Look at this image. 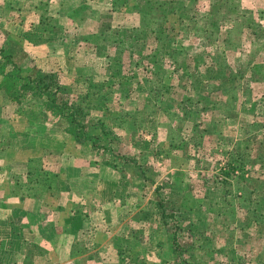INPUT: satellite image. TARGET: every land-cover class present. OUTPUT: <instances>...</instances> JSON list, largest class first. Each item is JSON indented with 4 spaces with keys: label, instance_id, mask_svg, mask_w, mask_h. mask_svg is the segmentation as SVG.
Segmentation results:
<instances>
[{
    "label": "rangeland",
    "instance_id": "374dc122",
    "mask_svg": "<svg viewBox=\"0 0 264 264\" xmlns=\"http://www.w3.org/2000/svg\"><path fill=\"white\" fill-rule=\"evenodd\" d=\"M84 1L69 0L70 4L67 2L65 6L61 4V0H0V42L6 41L5 45L14 52L16 62L28 65L30 72L36 67L38 71L57 72L60 80L70 87L75 78L82 80L86 72L90 73L93 78L90 84L82 82L86 84L87 94L92 99H97L102 92L106 93L104 106L90 111L93 118L102 120L90 129L91 133L99 135L97 144H101L100 147L92 148L88 143L77 142L66 129L67 120L51 111L43 95L28 90L23 96L14 97L0 83V132L3 130L1 142L11 149L20 144L22 151L17 152V155L22 157L24 164L28 162L27 156L38 155L41 162L45 161L49 165L50 171V167H53L55 174L62 177L65 173L62 162L74 161L79 155L80 159L85 157L90 162L99 161L107 166L116 164L118 167L110 177L115 183L117 180L118 186L115 187L120 193L118 195L127 199L134 197L133 205L135 197L149 196L150 206L157 205L158 208L161 204L158 201L154 204L152 200L161 198L168 214L166 224H161V217L156 212L151 215V220L134 219L130 225L137 230L135 241L142 242V245H138L140 250H136L132 240H122L117 250L120 261L126 264H236L235 259L226 258L222 250L215 251L211 257L212 254L206 251L198 248L190 251L188 247L183 248V245L173 253H168L170 246L167 236L175 231L181 244L190 245L200 239L202 228L192 226L191 216L194 215V210L190 194L193 191L190 192L188 180L193 175L188 168H192L194 164L199 165V183L203 178V165L211 166L209 171L213 174L220 171L219 167L226 160L225 156L217 152L216 146H222L218 140L224 145L230 143V136L229 142L221 140L223 135L231 133L227 122L231 123L236 113L234 112L235 116H226L225 111L204 109L200 113L199 106L196 108L198 114L195 118L184 116L189 101L196 100L199 93L210 94L204 88L213 79L210 77L211 80H207L205 72L209 68L217 70L221 56L231 70H236L234 81L237 84L232 90L235 97L227 109L235 111L243 103L240 115L248 118V122L252 119L256 122L251 124L257 132L250 142V148L253 149V154L264 152V125L259 120L264 119V0H128V6H124L127 0H117L114 8L117 11L113 16L112 13L99 16L97 10L99 5H104L108 0H88L90 5ZM148 4V24L141 27V11ZM218 4L221 8H216ZM225 8L228 15L224 18L220 14ZM36 12L40 16L39 30L47 32L37 33L31 28L34 26L32 23ZM74 12L77 14L76 24L72 17ZM212 17L220 24L218 30L214 29L212 33L208 31L204 36L193 34L194 25L200 33L199 24L209 27L210 24L206 21H210ZM235 23L239 28L233 27ZM111 25L113 30L106 29ZM60 31L66 33V36L62 38L61 34L52 33ZM134 31L141 37H129ZM98 32L101 33L99 36ZM216 35L220 37L218 40H214ZM98 37L103 39L99 41ZM9 39L10 43H7ZM212 53H215L214 59ZM107 65L112 72H108ZM244 67L243 73L240 69ZM1 76L2 74L0 80ZM214 79L217 81L216 75ZM103 80V85L96 82ZM124 86L128 87V91L117 88ZM211 97L217 100L216 98L221 99L224 95L221 91L214 90ZM124 115H130L139 122L137 131H127L125 125L120 124ZM171 135L176 136L175 140L179 143L176 144L177 148L169 141ZM193 135L197 137L195 141L189 139ZM185 140L188 142L184 144ZM209 147H213V150L209 151ZM174 154L178 156V167L186 168L180 175L175 170L174 179L178 175L187 180L183 185L175 184L170 195L161 197L163 191H169V186L165 183L173 181L174 169L170 165L174 162ZM110 160L113 164L109 163ZM259 165L260 161L248 167L253 169ZM90 173H93L92 169ZM242 174L246 176H241L236 170L226 185L223 182L213 184V177L207 178L208 192V187L198 185L194 189V185V191L199 194L213 197H218L219 192L222 196L226 194L225 211L207 213L211 224H228L231 228L237 223V219L242 218L243 209L239 206L242 193L239 191L244 185L243 178L249 177L251 171L246 169ZM257 175L258 172L253 174ZM57 176L51 173L48 175L55 189L60 188ZM160 183L163 187L157 194ZM262 193L264 190L260 187L258 194ZM138 200L137 207L142 203L141 198ZM124 205V202L121 203V206ZM255 218L264 222V214ZM24 222H27L26 219ZM148 225L160 228L159 238L153 232L147 233L148 229L142 233L140 229ZM211 234L214 235L217 247L229 246L227 251L242 243L239 230L234 229L231 233L221 226L220 230ZM158 239L160 243L154 247ZM0 241L3 244L5 239ZM12 241L14 240L10 243ZM260 244L257 240L250 241L254 253ZM126 246L135 250L130 253L128 248H123ZM10 248L2 249L0 245V264H10L13 259L15 261L17 254L21 259L18 260L19 264H28L29 256L26 258L22 250ZM146 248L151 251H146ZM156 250L159 256L155 254ZM133 253L139 256L134 257ZM259 264H264V261Z\"/></svg>",
    "mask_w": 264,
    "mask_h": 264
},
{
    "label": "crops",
    "instance_id": "0c3cea01",
    "mask_svg": "<svg viewBox=\"0 0 264 264\" xmlns=\"http://www.w3.org/2000/svg\"><path fill=\"white\" fill-rule=\"evenodd\" d=\"M67 2L69 0H61V4L65 6H67ZM84 2L90 5L88 0ZM128 4L127 0L124 6H128ZM115 6H117V0H108L104 5H99L97 8L99 16L106 13H112L113 16L114 12L117 11L114 9ZM75 15H77L76 12L72 16L74 21ZM39 17V13L36 12V17L32 23L34 26L31 28L37 33L47 32L39 30ZM107 28L113 30L112 25ZM52 33H59L62 38L66 36V33L61 31ZM100 34L98 32V36ZM35 35L38 37V34ZM102 39V37H98L99 41ZM242 107L243 103L236 107L235 111L233 109L225 110L226 116H235L236 113V116L231 119V123L227 122L229 124L227 128L231 133L223 135L221 140L228 141V136H230V143L224 145L219 142L222 146H216L217 152L225 157L233 151L232 149L236 148L239 140H243L245 137L248 139L252 133L256 134L257 132L251 125L255 121L252 119L248 122V118L240 115ZM259 120H262L261 125H264V119ZM2 132L3 130L0 132V240L5 239L3 244L0 241L2 249L11 247L17 251L22 250L26 258L29 256L28 264H126L118 258L117 250L122 240L128 239L132 240L136 250H140L138 245H142V242L135 241L137 230L130 223L134 219L151 220L149 213H151L152 207L156 213L159 214L160 211L157 210V205L150 206L151 199L149 196L135 197L133 205L134 197L127 199V197L118 195L117 180L115 183L110 177V174H114L116 171V167L107 166L99 161H86L85 157L80 159L79 155L74 161L62 162L65 169L64 176H57L55 169L50 167V171L49 165L45 161L41 162L42 159L38 158V155L27 156L26 161L28 160V162L24 164L22 157L17 155V152L22 151L20 144L17 147H12V149L7 145L5 146L1 142L3 139ZM243 148L242 145L241 149L243 150ZM212 150L213 147H209V151ZM249 150L253 153L252 148ZM37 154L40 153L37 151ZM177 158L178 156L174 154V162L170 165L171 169H174L172 183L183 185L187 179L178 175L182 171H186V168L178 167ZM205 159L207 160V157ZM194 166H196L195 169ZM193 167L188 168L192 171L190 174L193 175L188 180L191 187L190 192L193 191V187L196 182L198 183L199 178V165L194 164ZM91 169L92 174L90 173ZM175 170L179 171L176 179H174ZM50 173L57 176L60 188L55 189L54 183L48 177ZM254 173L255 171H251L248 176L258 178L253 176ZM259 189L260 185L256 182L254 184L255 194H258ZM240 190L242 192V189ZM219 193L218 197H226V194L222 196ZM190 195L193 197L192 193ZM139 198H141L142 203L137 207L136 203H139ZM159 199L152 201L156 204ZM123 202L125 205L121 206ZM128 208L133 210L130 211ZM144 208L147 210L145 211ZM261 215L254 213L251 216L255 218ZM25 219L27 222H24ZM146 229H148L147 233L153 232L155 237L159 238L160 228L148 225L140 230L144 234ZM10 238L14 240L12 243H10ZM158 240L154 247L160 243V239ZM123 248H128L130 253L135 250L130 246ZM148 249L146 248V251ZM149 250L151 251V249ZM155 254L159 256L157 250ZM136 256L139 254H134V257ZM18 257L19 254L15 257V261L13 259L10 264H19L21 259Z\"/></svg>",
    "mask_w": 264,
    "mask_h": 264
},
{
    "label": "trees",
    "instance_id": "16d2710c",
    "mask_svg": "<svg viewBox=\"0 0 264 264\" xmlns=\"http://www.w3.org/2000/svg\"><path fill=\"white\" fill-rule=\"evenodd\" d=\"M149 7L150 4H148L146 9H143V11H141L143 15V24L141 25V27L148 24L146 15H148L149 13ZM216 8H221V5L218 4ZM227 11L228 10L225 8L224 12H221L220 16L225 18L228 15ZM206 12L207 11H205V14ZM207 17L208 16H206V18ZM206 22L210 24L209 27H206L203 24H199L201 25L200 33H198V28L195 29L196 25H194L192 29L193 34L196 33L200 36H202L203 34L204 36V34H207L208 31L212 33L214 29L218 30V28L220 27V24L218 23L217 19H215V17H212L210 21ZM258 25L260 26L261 24ZM233 27H238V24L235 23ZM129 37L139 38L141 36L138 35L136 31H134V33H132V36ZM219 38L220 37L216 35L214 40H218ZM5 42H0V74H2L0 83L3 84L4 87L14 95V97L23 96L28 90H31V92L36 91L39 94L43 95L46 99L45 103L49 108H51V111L61 118L67 120L68 126L66 127V129L73 134V137L77 142L85 144L88 143L89 146H92V148L100 147L99 145L101 144H97L99 135L91 133L90 129L91 127L96 126L98 123L102 122V120L99 118H93L90 111L92 108H102L104 106L106 93L102 92L97 99H92L87 94L85 85L90 84L91 79H93L92 76H90V73L86 72L85 75L83 73L84 77L82 80L75 78L72 81L70 87L66 82H62L60 80L57 72H45L41 69L38 71L37 67L34 68L33 72H30V67L28 65L17 63L13 58L14 52L11 48L6 47ZM7 43H10V39L7 41ZM215 57V53H212V59H214ZM221 58V60H218V65L216 67L217 70L213 71V68H209L205 72L207 80L213 79V81H211V84L207 85L205 88L203 86L205 91L210 92V94L202 92L197 95L198 98L196 100L192 102L189 101L187 103V107H185L184 110L185 117L195 118L196 114H198L196 108L199 106L201 107L199 111L201 113L203 112V109L205 111L211 110L213 112H223L232 105L233 97H235V94L232 90L237 84L234 81L236 70H231L223 56H221ZM182 66L183 64H181V68ZM5 67L7 69H5ZM245 68L246 67L241 68V72L245 71ZM107 70L108 72H112L111 67L108 65ZM112 74L113 73H110V75ZM213 75L217 76V81H215ZM152 81L153 78L149 81L150 84L152 83ZM82 82H86V84H83ZM96 82H98V84L100 85L104 84V80ZM79 85H84V87H79ZM117 88H119L120 91H128V87L126 88V86ZM201 88L202 86L200 87V89ZM214 90L221 91V94H223L224 97H222L221 99L216 98L217 100L213 99L211 96ZM162 101L166 100H161V102ZM215 118L216 117H214L213 119L218 121V119ZM101 124L104 125V123ZM120 124H124L126 130L131 132L137 131L139 127V122L134 120L130 115H124L123 120L120 121ZM255 136V133H252L251 136L248 137V139L247 137H245L243 140H239L237 142L236 148L232 149L233 151H231L229 155L225 157V163L224 165L219 167L220 171H218L217 173H210L209 170L212 169V167H208L206 166V164L203 165V178H201L199 180V183H196V186L194 187L195 189L198 185H204L208 187V192L209 179L207 180V178L209 177H213V179L211 180L213 184L223 182L226 185L230 181V177L232 175H235L236 170L240 172L241 176L244 174H242V171L245 172L246 169L249 171L258 172V178H243L244 185L242 188V192L240 191L242 195L239 203L240 209H243L242 218L237 219V223H235L231 228L228 227V224H211L208 218L209 214L207 213L210 211L224 212L227 208L225 197H213L209 195L199 194L193 189V197H191V202L193 203L194 215L191 216V220L192 226H199L202 228L200 239L193 245H190L189 243L181 244V242L177 239V232L173 230L174 232L167 236L170 246V250L168 251V253H173L177 248L185 245L183 246V248L188 247L189 249H191L190 251L198 248L200 251H206L207 253L212 254L211 257L214 255L215 251L222 250V254L226 258H234L236 264H259L260 262L264 261V222L251 216L254 213L264 214V194H255L254 192V184L256 182H258L260 187L264 189V152L253 154L249 150L250 142ZM196 138V135L189 137V139L193 141H195ZM175 139L176 136L171 135L169 141L171 143H174V147L177 148L176 144L178 145L179 143H177L178 141L176 142ZM187 142L188 141L185 140L184 144ZM218 142L220 141L218 140ZM146 143H148V141H146ZM242 145L244 146L243 150L241 149ZM261 145H259V147ZM262 149L264 150V148ZM258 161H260L261 165L253 167V169L248 167L249 165L254 166V164H256ZM109 163H112V160H110ZM113 166L118 167L116 164H113ZM165 184L169 186V191L166 193L165 191H163V195H161V197H166L167 194L170 195L175 188V184L172 183V181ZM177 186H179V184ZM157 187V194H159L158 190H160L163 185L160 183ZM158 204H161L160 209L158 208L157 210L160 211L159 214L161 217V224L163 225L166 224V216H168V214L163 208V202L161 198L159 199ZM155 211L156 210L152 208L151 213L149 214L152 215ZM221 226L226 227L227 230L231 233L234 229L235 231L239 230L242 237V243L240 245H234V247H232L230 251L226 250L229 248V246H227V248L225 246L217 247L213 238L214 235H212L211 233L215 232L217 229L220 230ZM253 240L260 241L261 243L258 249H256L255 253L253 246H251L252 244L250 245V241L252 242ZM164 253L166 255H169L167 252Z\"/></svg>",
    "mask_w": 264,
    "mask_h": 264
}]
</instances>
